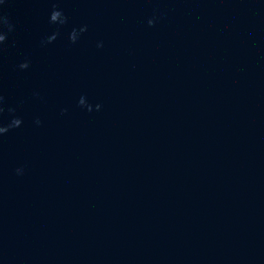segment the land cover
I'll list each match as a JSON object with an SVG mask.
<instances>
[{"label": "water", "instance_id": "water-1", "mask_svg": "<svg viewBox=\"0 0 264 264\" xmlns=\"http://www.w3.org/2000/svg\"><path fill=\"white\" fill-rule=\"evenodd\" d=\"M0 264H264V0H0Z\"/></svg>", "mask_w": 264, "mask_h": 264}]
</instances>
